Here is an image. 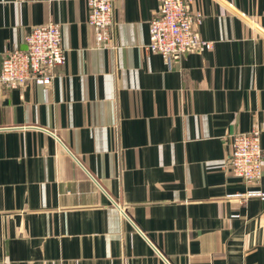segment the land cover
<instances>
[{
    "label": "crops",
    "instance_id": "1",
    "mask_svg": "<svg viewBox=\"0 0 264 264\" xmlns=\"http://www.w3.org/2000/svg\"><path fill=\"white\" fill-rule=\"evenodd\" d=\"M159 0H114L98 48L86 0H0V66L32 26L62 25L48 87L0 83V264H264V197L229 167L260 131L264 0H197L212 49L149 52ZM264 160V159H263Z\"/></svg>",
    "mask_w": 264,
    "mask_h": 264
},
{
    "label": "built area",
    "instance_id": "2",
    "mask_svg": "<svg viewBox=\"0 0 264 264\" xmlns=\"http://www.w3.org/2000/svg\"><path fill=\"white\" fill-rule=\"evenodd\" d=\"M196 1L159 0V11L150 20V43L146 49L160 53L168 68H172L185 53L203 52L214 46L213 41L204 39L196 28L203 20V14L195 7ZM86 3L94 45L112 49L117 24L114 0H86ZM24 40L26 49L16 48L5 54L0 66V83L7 88H18L28 82L50 86L56 76V69L67 63L61 23L50 21L32 26ZM230 141L229 167L234 175L249 183L262 180L264 158L260 131L253 129L233 134ZM238 196L244 203L250 197H264V192L249 189Z\"/></svg>",
    "mask_w": 264,
    "mask_h": 264
}]
</instances>
